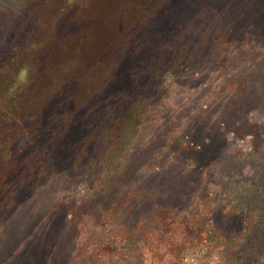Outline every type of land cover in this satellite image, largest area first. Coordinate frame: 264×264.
Wrapping results in <instances>:
<instances>
[{"label": "rangeland", "instance_id": "rangeland-1", "mask_svg": "<svg viewBox=\"0 0 264 264\" xmlns=\"http://www.w3.org/2000/svg\"><path fill=\"white\" fill-rule=\"evenodd\" d=\"M182 219L219 244L184 264H264V0H0V264L114 224L97 264H146Z\"/></svg>", "mask_w": 264, "mask_h": 264}, {"label": "trees", "instance_id": "trees-1", "mask_svg": "<svg viewBox=\"0 0 264 264\" xmlns=\"http://www.w3.org/2000/svg\"><path fill=\"white\" fill-rule=\"evenodd\" d=\"M123 208H125V206L120 207V208H116L115 212L117 214H121V216H123V214L121 213ZM114 212V213H115ZM111 212H109L107 210L106 215L109 216V221L107 222L106 226L109 224L110 220H112V215H110ZM155 220V219H154ZM140 221V223L142 222V220H138ZM156 221L158 222V225L160 226V232L166 235L165 231H163V225L165 224L166 226H169L167 224V218H162L160 220V218L156 217ZM148 223V222H146ZM145 223V225H147ZM142 224V223H141ZM149 224V223H148ZM115 226L113 228H107L105 226L104 230H106V233L109 234L110 237L113 238H108L106 243H102V244H96V243H92L91 246L92 248H90V252L88 253L87 256H84L82 258V253L85 250V248L80 252L79 254V260L78 263L79 264H97V257L99 255H102L103 252H105L106 250H103V248L109 247L111 245L114 244V240L116 238H118V234H122V233H126V230L124 227L121 226H117L116 224H114ZM144 225V224H142ZM178 225V229L176 230V234L175 236L172 238L174 241L171 242L162 249L161 254L158 255L159 259L156 261H149L146 264H184V262L190 260L193 256H196L197 254H199L201 251L206 250L208 253L214 251V249L216 248V246H218V242H217V236L215 234V232H213L212 230H205V232H196V228H197V221H193V220H189V219H182L181 221L177 222ZM136 226L139 227V224L136 223ZM119 227V228H118ZM171 227V226H170ZM195 231H194V228ZM137 228V227H136ZM135 226L131 227V230L136 229ZM142 229V228H139ZM193 229V230H192ZM199 231V230H197ZM128 232V231H127ZM120 241L122 242H127V237L126 236H122L119 238ZM134 240L138 241V239ZM223 241L222 243V247L223 249L218 252L216 260L217 263L216 264H238L237 259L235 258V251L237 250L238 245L235 244L236 239H231L228 241ZM225 242V243H224ZM232 242V243H231ZM106 247H105V246ZM128 246V244L126 245ZM107 249V248H106ZM99 253V255H98ZM132 254H136L137 253V249L134 248L133 250H131ZM155 253V256H157V250H148V254H152ZM120 255L119 258L116 262H114L113 264H124L126 262V264H131L130 259L127 257L124 260L120 259ZM130 261V262H129ZM100 264V263H99Z\"/></svg>", "mask_w": 264, "mask_h": 264}]
</instances>
